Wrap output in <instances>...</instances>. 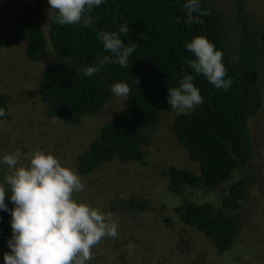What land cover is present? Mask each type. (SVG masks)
I'll list each match as a JSON object with an SVG mask.
<instances>
[{"label":"trees","instance_id":"obj_1","mask_svg":"<svg viewBox=\"0 0 264 264\" xmlns=\"http://www.w3.org/2000/svg\"><path fill=\"white\" fill-rule=\"evenodd\" d=\"M186 2L104 0L85 13L91 19L89 26L85 23L61 26L49 21L47 35L36 16L41 12L40 3L30 0L23 8L20 20L8 38L13 44L26 42V56L33 63L52 53L56 56L55 63L42 71L39 86L40 100L46 104L49 118L55 117L69 125L80 124L86 117L101 114L112 100V85L125 82L132 89L127 97L128 107L108 121L88 150L78 156L81 176H89L101 164L112 161L144 163L142 147L150 143L147 132L158 127L162 113L178 111L167 103L168 88L179 87L185 75L193 76L203 103L187 114H179L174 119L172 132L186 150L188 159L198 165L199 173L175 166L162 171L161 175L169 179V191L181 194L185 186L190 189L216 188L229 181L234 170L246 164L251 144L248 123L260 112L263 101L256 85L258 60L246 13L239 3L241 46L232 59L223 39L224 27L219 14L206 0H200L201 8L210 15L200 17L203 24L190 25L184 8ZM122 25L129 26L127 34L119 33ZM100 32H117L126 46L137 45L129 57V67L109 63L91 77L82 73L77 75V68L94 66L99 58L112 56L105 51L98 37ZM197 36H205L216 50L224 53L225 79L232 80L227 91L215 87L189 67L188 61L195 56L186 44ZM0 108L7 115V106L2 99ZM6 115L0 117V121ZM247 184L245 177L235 181L218 208L210 202L189 201L173 210L184 225L194 228L213 243L220 255H225L232 249L237 235L239 221L235 214L241 208ZM118 207L125 209L128 206L118 204L111 208ZM134 207L139 211L144 208L141 204ZM11 229L9 212L0 210V252L11 239ZM257 232L264 237V229L258 228ZM258 261L264 264V252ZM0 264H5L2 256Z\"/></svg>","mask_w":264,"mask_h":264},{"label":"rangeland","instance_id":"obj_2","mask_svg":"<svg viewBox=\"0 0 264 264\" xmlns=\"http://www.w3.org/2000/svg\"><path fill=\"white\" fill-rule=\"evenodd\" d=\"M29 1L0 0V99L8 111L0 121V183L11 171L3 157L17 151L22 153L17 167L27 165L30 154L39 149L57 156L63 166L73 168L85 185L83 191L74 194L75 198L105 213L111 212L118 225L117 237L103 238L92 249L93 259L87 264H260L256 260L264 252V237L257 232L258 228L264 229V0H206L221 18L223 39L232 59L241 46L238 4L243 5L254 36L259 71L256 85L263 101L260 112L248 123L251 144L246 164L216 188L185 186L181 194L170 192L169 179L161 175L171 166L199 173L198 165L188 159L172 132L179 111L162 113L158 127L147 132L150 143L142 147L144 163L112 161L101 164L89 176L78 173V156L88 150L108 121L128 107L127 97L112 93V100L99 116L86 117L80 124L69 125L59 119L53 122L46 114V104L40 100L39 86L42 71L55 63L56 56L52 53L33 63L26 56V42L13 44L8 38ZM36 1L41 5L36 16L47 35L50 4L48 0ZM54 14L57 13L52 10ZM86 19L89 18L84 16L78 24ZM241 177L247 178L248 184L241 208L235 214L239 221L237 235L232 249L220 255L209 239L184 225L173 209L189 201L210 202L218 208L229 187ZM6 201L9 208L14 207L10 193ZM118 204L128 207L111 208ZM135 204H141L143 210H137ZM5 253H11L8 244L0 256Z\"/></svg>","mask_w":264,"mask_h":264},{"label":"clouds","instance_id":"obj_3","mask_svg":"<svg viewBox=\"0 0 264 264\" xmlns=\"http://www.w3.org/2000/svg\"><path fill=\"white\" fill-rule=\"evenodd\" d=\"M103 2L48 0V21L61 26L78 24L86 12H91ZM184 8L190 25L203 24L200 17L210 15L201 8L200 0H187ZM52 10L57 14L52 15ZM84 23L86 27L89 26L91 19H86ZM129 30L128 25H122L119 33L127 34ZM98 37L105 51L112 56L99 58L94 66L77 68V75L82 73L91 77L109 63L129 67L128 60L136 50V44L126 46L117 32H100ZM186 48L195 56V59L188 61L189 67L196 74L205 76L215 87L227 91L232 80L225 79L224 53L216 50L205 36L195 37L186 44ZM193 79L192 75H185L179 87L168 88L167 103L173 110L187 114L203 103ZM111 91L117 97H128L132 89L127 83L118 82L112 85ZM5 115V110L0 108V117ZM21 156L22 153L17 151L3 157V163L11 171L0 183V210L8 211L12 216V237L8 240L11 253H5V264H87L93 259L92 249L103 238L117 237L118 225L112 213H105L75 198L74 194L85 188L82 178L73 168L63 166L54 154L37 149L30 154L27 165L17 167ZM9 193L13 208L5 203Z\"/></svg>","mask_w":264,"mask_h":264}]
</instances>
